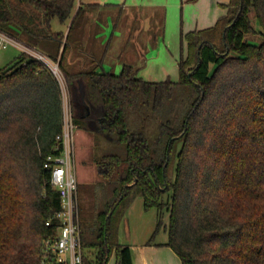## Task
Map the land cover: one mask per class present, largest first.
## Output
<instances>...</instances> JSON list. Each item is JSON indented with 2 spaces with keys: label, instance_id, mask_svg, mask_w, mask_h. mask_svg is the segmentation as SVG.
Returning a JSON list of instances; mask_svg holds the SVG:
<instances>
[{
  "label": "trees",
  "instance_id": "16d2710c",
  "mask_svg": "<svg viewBox=\"0 0 264 264\" xmlns=\"http://www.w3.org/2000/svg\"><path fill=\"white\" fill-rule=\"evenodd\" d=\"M75 0H0V28L39 49L58 44L77 127L94 137L100 180L81 216L84 264H133L120 223L138 196L168 213L182 264H264V0H229L214 25L182 32L178 79L148 81L71 60ZM261 27L260 44L245 40ZM57 18L71 20L67 33ZM89 111V113H88ZM60 82L21 52L0 69V264H40L61 200L44 164L58 154ZM51 220L52 224L47 225ZM149 241L147 245L152 244Z\"/></svg>",
  "mask_w": 264,
  "mask_h": 264
},
{
  "label": "rangeland",
  "instance_id": "374dc122",
  "mask_svg": "<svg viewBox=\"0 0 264 264\" xmlns=\"http://www.w3.org/2000/svg\"><path fill=\"white\" fill-rule=\"evenodd\" d=\"M114 1L120 3L121 0ZM155 1L162 3L165 0ZM219 1L222 0H206L200 4L187 2L184 6H181L180 0H169L168 5H153L157 7L152 5L138 8L132 6L125 8L121 6L86 7L74 24L71 40L75 39L74 36L82 28L81 26L87 25L90 33L86 51L90 49L93 52L90 53L92 58L97 63L102 61L106 71L118 73L120 72L119 62L141 64L147 59L146 66L140 72L145 80L156 82L167 78L177 80L178 61L181 53L186 51L185 44H182V32L186 33L192 29L213 24L214 21L211 20L218 18L223 10ZM251 17L256 33L246 34L245 40L260 44L263 40L259 33L261 27L254 14H251ZM85 19L89 22H84ZM51 26L54 31L63 30L66 33L68 30L67 22L62 23L57 18L52 20ZM114 26H117L116 31H114ZM130 31L132 38L127 39ZM98 32H101L100 35ZM98 37L107 43L106 47L99 43L100 38ZM76 45L79 47L78 43ZM79 48L83 46L80 45ZM122 48H124V54L123 57H119ZM39 49L52 58L57 53L58 44L54 40H48L41 44ZM104 49L109 50L106 56L102 54ZM21 52L22 50L14 46L2 51L0 69L10 66ZM70 58L76 61L75 54ZM60 85L63 99L66 101V85L64 83ZM75 145L80 212L81 216L92 218L96 197L95 187L100 180L99 169L94 159L96 150L94 137L77 128ZM162 219L164 224L155 234L160 220V211L156 208L145 210L143 198L138 196L120 223L119 241L140 250L152 240L153 243L144 252V257L147 258L149 264H182L174 250L166 245L168 241L165 228L168 223L167 212L163 213ZM139 254L141 260L135 254L137 264L138 262L144 264L142 253L139 252ZM108 264H116L115 253H112Z\"/></svg>",
  "mask_w": 264,
  "mask_h": 264
},
{
  "label": "built area",
  "instance_id": "2783aa9c",
  "mask_svg": "<svg viewBox=\"0 0 264 264\" xmlns=\"http://www.w3.org/2000/svg\"><path fill=\"white\" fill-rule=\"evenodd\" d=\"M10 46L47 66L58 81L66 85V101L63 99L64 120L57 139L62 143L58 154H50L44 164L51 173L50 183L59 192L61 205L54 217L58 220L56 233L43 240L40 264H84V248L81 233L79 182L76 170L75 131L69 91L63 72L57 61L42 51L25 44L0 28V53ZM63 97V96H62ZM49 220L47 225H51Z\"/></svg>",
  "mask_w": 264,
  "mask_h": 264
},
{
  "label": "crops",
  "instance_id": "0c3cea01",
  "mask_svg": "<svg viewBox=\"0 0 264 264\" xmlns=\"http://www.w3.org/2000/svg\"><path fill=\"white\" fill-rule=\"evenodd\" d=\"M75 1H76V6H75V9H74V15L76 14L79 6H81L83 8V10H84L86 7H92V6H99V7L100 6H121L122 8L132 6V7H137L138 8V7H142V6H145V5L146 6L147 5H152L153 6L155 4V5H159V6H164V5H168L169 4V0H165L162 3L156 2L155 0H144L145 2L143 0H121L120 3H117L114 0H75ZM204 1H206V0H180V4H181V6H184L187 2H193L195 4H200L201 2L203 3ZM219 2H220V5L222 6L223 4L229 3V0H222V1H219ZM153 7H157V6H153ZM222 8H223L222 13L218 16V18L220 16L226 14V12H227V9H225L223 6H222ZM218 18H215V20L212 19L211 21H214V23H215ZM70 22H71V20H69L67 22L68 30H69V27H70ZM84 22L88 23L89 21H88V19H85ZM214 23L209 25V26L214 25ZM209 26H204V27H201V28H205V27H209ZM81 27L82 28H80V30L75 34V36H74L75 39L72 40L73 43H74V48H73V51L71 52V55L75 54V56H76L75 60L78 63H81L82 65H84L86 67H89V66L94 67L99 72L106 71L104 66H103V62L101 61V63H97V61L92 58V54H90V53H93V52L90 49H88L86 51V47H88V43H89L88 42V38H89L90 30H89L87 25L81 26ZM116 29H117V26H114V31H116ZM68 30H67V32H68ZM131 31H130L129 35L126 37L127 39L132 38ZM101 32H98V34L100 35ZM98 38H100L99 39L100 40L99 43L106 47L107 43H105L104 40H101L102 39L101 37H98ZM76 43H78L79 47H80V45H82L83 48H79L76 45ZM108 52H109L108 49H106V50L104 49V51H102L103 56H106L108 54ZM123 54H124V48H122L119 57H123ZM101 60H103V59H101ZM119 64H120V72H121L123 66L126 65V64H130V65H133V66L140 67L139 71L137 72V76L142 77L140 72L146 66L147 59L144 60L143 62H141V64L137 63V62H135V63L134 62H132V63L131 62H119ZM111 72H113V71H111ZM120 72H118V73L114 72V73L115 74H119ZM129 246L131 247V251H132L133 264H137V257L135 256V254L140 259L141 256H140L139 252L142 253L144 264H149V262L147 261V258L144 257V252L146 250H148L150 245H146L145 244L143 247H141V249H140L141 251L139 250V248L135 249V247H133L132 245H129ZM136 250H137V252H136ZM138 263L140 264V262H138Z\"/></svg>",
  "mask_w": 264,
  "mask_h": 264
},
{
  "label": "water",
  "instance_id": "95a60500",
  "mask_svg": "<svg viewBox=\"0 0 264 264\" xmlns=\"http://www.w3.org/2000/svg\"><path fill=\"white\" fill-rule=\"evenodd\" d=\"M88 113H89V111H88Z\"/></svg>",
  "mask_w": 264,
  "mask_h": 264
}]
</instances>
